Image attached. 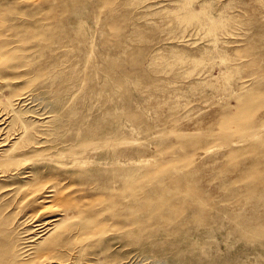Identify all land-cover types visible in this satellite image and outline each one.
<instances>
[{
  "label": "rangeland",
  "instance_id": "obj_1",
  "mask_svg": "<svg viewBox=\"0 0 264 264\" xmlns=\"http://www.w3.org/2000/svg\"><path fill=\"white\" fill-rule=\"evenodd\" d=\"M1 30L29 155L97 157L76 264H264V0H0Z\"/></svg>",
  "mask_w": 264,
  "mask_h": 264
},
{
  "label": "bare ground",
  "instance_id": "obj_2",
  "mask_svg": "<svg viewBox=\"0 0 264 264\" xmlns=\"http://www.w3.org/2000/svg\"><path fill=\"white\" fill-rule=\"evenodd\" d=\"M182 5L186 15L199 13L198 7L193 8L187 1ZM3 36L1 30L0 65L6 54ZM17 58L7 54L8 60ZM4 81L0 73V94ZM16 96L6 102L0 99V202L9 203L0 206V264H31L35 259L37 264H76V258L85 256V246L93 244L91 239L97 237L95 232L85 237L91 222L85 197L98 191L96 183L85 186L89 174L85 168L97 166V157L29 155L36 142L26 139L31 126L13 108V100L18 102L21 98ZM210 151L211 148L206 152ZM130 162L128 167H134L135 161ZM73 170L79 171V175L69 177L67 172ZM127 197L133 202V197ZM7 209L10 215L6 214ZM85 239H89L86 244ZM99 261L100 257L96 256L91 263Z\"/></svg>",
  "mask_w": 264,
  "mask_h": 264
}]
</instances>
